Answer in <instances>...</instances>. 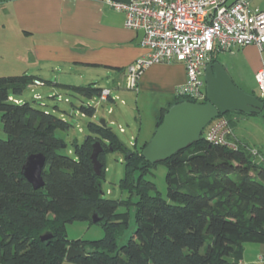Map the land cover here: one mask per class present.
Segmentation results:
<instances>
[{
    "label": "trees",
    "instance_id": "trees-1",
    "mask_svg": "<svg viewBox=\"0 0 264 264\" xmlns=\"http://www.w3.org/2000/svg\"><path fill=\"white\" fill-rule=\"evenodd\" d=\"M34 81L28 75L0 77L1 121L8 136L0 139V264H64L69 247L86 254L72 259L73 264H240L244 245L264 244V166L255 163L247 148L209 142L204 131L199 142L162 163L168 169L164 199L147 178L158 165L142 156L148 143L129 150L108 125L89 123L90 135L75 144V157L65 154V141L56 132L69 131L70 123L14 100ZM65 88L89 99L101 98L104 90L92 84ZM255 97L264 104L263 97ZM183 102L197 103L177 95L161 109L156 128L172 106ZM207 102L206 94L201 104ZM79 110L89 117L96 114L91 106ZM235 115L254 114L234 112L217 119L228 120L233 130ZM96 142L103 148L101 176L91 158ZM108 151L125 157L121 188L130 194L126 202L103 198ZM33 155L45 159L41 189L24 175ZM131 205L136 229L119 245L130 214L118 210ZM93 216L103 226L104 238L70 241L67 225L93 223Z\"/></svg>",
    "mask_w": 264,
    "mask_h": 264
},
{
    "label": "crops",
    "instance_id": "crops-1",
    "mask_svg": "<svg viewBox=\"0 0 264 264\" xmlns=\"http://www.w3.org/2000/svg\"><path fill=\"white\" fill-rule=\"evenodd\" d=\"M252 8L264 11V0H253ZM137 35L138 31L125 26L124 12L107 5L106 0H0V77L32 76L50 85L49 93L56 98L60 95L57 89L77 87L63 83L60 73H76L81 67L99 68L118 77L114 82L115 89L120 88L123 80L128 88V67L149 55L148 49L136 44ZM212 59L226 69L239 89L252 96L264 97L256 80V74L264 69V47L251 45L233 52L216 51ZM46 69L48 80L41 77ZM185 82L186 69L182 63L156 64L140 74L136 88L130 90L146 93V97L153 100L156 119L154 129L141 146L152 139L161 109L174 101L176 90ZM42 86L32 84L34 88ZM256 87L259 95L254 90ZM104 90H109L112 97L110 89ZM14 100L24 103L20 98ZM263 111L234 116L236 127L232 135L226 136L227 144L245 147L261 161H264V153L249 142L241 144L235 130L241 119L264 117ZM243 139L261 145L256 137L244 136ZM135 144L138 146L137 139ZM64 264L73 263L65 261ZM240 264H264V244L244 245Z\"/></svg>",
    "mask_w": 264,
    "mask_h": 264
},
{
    "label": "built area",
    "instance_id": "built-area-1",
    "mask_svg": "<svg viewBox=\"0 0 264 264\" xmlns=\"http://www.w3.org/2000/svg\"><path fill=\"white\" fill-rule=\"evenodd\" d=\"M252 2L237 0L228 6L229 0H106L107 5L124 12L127 28L145 34L142 45L149 55L128 67L127 87L135 89L140 74L153 65L182 63L186 82L176 94L203 103L205 71L216 51L264 47V11L254 10ZM256 80L264 96V69ZM33 85L44 83L35 80ZM109 98L116 101L109 90H103L100 99ZM230 132L228 120L215 119L205 130V138L224 144Z\"/></svg>",
    "mask_w": 264,
    "mask_h": 264
},
{
    "label": "rangeland",
    "instance_id": "rangeland-1",
    "mask_svg": "<svg viewBox=\"0 0 264 264\" xmlns=\"http://www.w3.org/2000/svg\"><path fill=\"white\" fill-rule=\"evenodd\" d=\"M47 71L48 70L46 69L44 75L41 76L45 80L49 79L47 77L49 75ZM71 74L65 71L60 73V78L63 80L62 82H69L83 87L92 84L95 88L110 89L113 94L112 98H117L116 102L102 101L99 97L89 99L85 96L78 95L75 92L61 88L57 89V92L60 95L56 98H52L49 93L51 89L50 85L45 84L39 88H34L30 85L23 95L18 96L21 100L30 103L33 107L54 113L56 116L70 123L72 127L69 131L56 132L57 137L62 138L65 141V154L74 158L75 144H83L86 138L90 135L88 127L89 123L97 124L100 123L101 120L106 121L108 127L113 130L119 140L129 150H134L136 139L138 140V146H141L142 142L146 140V137L147 139L149 138L148 134L152 132L156 122L153 115L155 103L153 100H150L149 96L146 97V93L142 94L138 93L137 90L126 88L125 80L121 81L119 89H115L114 82L118 77L103 69L81 67L76 73L73 72ZM254 90L256 94L259 95V88L256 87ZM82 106H91L95 108V116L89 117L82 114L79 110ZM253 122H255V124H253ZM121 129H123V132ZM232 132L233 130L231 129L229 135H232ZM235 135L238 139L240 138L239 142L241 144L249 142L253 147L260 149L264 153L263 116H252L243 121L241 119L235 130ZM244 136L256 137L261 145L258 146L251 141L244 140ZM7 138L8 136L4 131L0 113V139L6 140ZM253 160L255 163L264 166V161H261L259 157L253 155ZM167 172V167L160 163L156 166L152 175L147 177L149 181L156 185L157 191L164 199H167L168 191L166 182ZM124 177V155L120 152L108 151L105 154V173L101 185L103 198L118 202L128 201L130 199V194L123 191L121 188V181ZM136 201L137 198L134 197V202ZM118 211L128 212L130 214V227L126 232V235L123 238L118 239V244L121 245L127 242L136 229V212L134 205L129 207L120 206ZM67 236L70 241H95L104 238L105 232L103 226L98 225L95 222H74L67 225Z\"/></svg>",
    "mask_w": 264,
    "mask_h": 264
},
{
    "label": "water",
    "instance_id": "water-1",
    "mask_svg": "<svg viewBox=\"0 0 264 264\" xmlns=\"http://www.w3.org/2000/svg\"><path fill=\"white\" fill-rule=\"evenodd\" d=\"M235 1L237 0H229L228 6ZM144 35V31H138L137 45L142 44ZM205 84L208 99L206 104L183 102L172 106L165 114L154 136L142 150V156L150 164L163 163L199 142L203 132L220 115L234 112L260 114L264 110L262 101L239 89L220 63H211L207 66ZM100 124L107 126L105 120H101ZM102 151L101 144L96 142L91 158L98 176H101L103 168L98 158ZM44 165L45 159L42 155H33L28 158L24 167V175L35 189L44 187L42 179ZM93 221L97 223L99 219L93 216ZM47 238L49 236H44L43 240ZM85 256L83 250L69 247L65 260L70 262L74 258Z\"/></svg>",
    "mask_w": 264,
    "mask_h": 264
}]
</instances>
